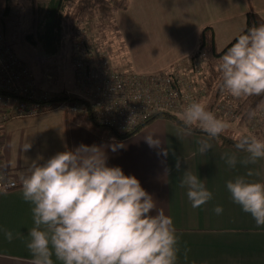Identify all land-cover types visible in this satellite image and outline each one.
<instances>
[{
	"label": "crops",
	"instance_id": "obj_1",
	"mask_svg": "<svg viewBox=\"0 0 264 264\" xmlns=\"http://www.w3.org/2000/svg\"><path fill=\"white\" fill-rule=\"evenodd\" d=\"M249 11L264 21V0H130L127 10L115 16L114 26L130 70L139 76H153L180 69L177 66L184 65L197 50L203 27H212L217 51H223L245 28ZM149 135L161 141V148L168 150L166 156L145 143ZM204 140L212 148L202 155L198 149ZM27 142L31 148L23 152ZM81 145L102 148L107 166H118L126 176H134L153 197L156 211L173 218L180 239L178 264H264V226L257 227L226 189L227 181L250 170L254 173L248 177L250 181L263 182V159L245 167L239 160L246 154L222 149L207 136L186 135L163 120L119 141L111 133L95 129L85 115L70 116L61 109L0 122L1 170L20 185L0 194V264H32L26 248L33 227L32 206L22 199L21 174L27 175L33 161L43 164L55 154ZM116 145L123 147L112 151ZM225 153H236L235 168L227 165ZM177 158L180 171L175 168ZM187 170L204 180L213 193V199L197 209L191 207L187 189L180 187ZM217 205L223 207L220 215L213 211ZM151 214L155 215V210ZM5 228L13 232L11 242L3 237Z\"/></svg>",
	"mask_w": 264,
	"mask_h": 264
},
{
	"label": "clouds",
	"instance_id": "obj_2",
	"mask_svg": "<svg viewBox=\"0 0 264 264\" xmlns=\"http://www.w3.org/2000/svg\"><path fill=\"white\" fill-rule=\"evenodd\" d=\"M220 59L221 91L236 99L264 95V23L244 28ZM181 121L177 127L184 134H194L195 126L212 140H218L229 127L197 101L184 108ZM144 141L159 149L160 155H167L159 139L149 135ZM199 144L202 155L212 148L208 140ZM118 147L123 145L113 146L112 151ZM30 148L27 142L22 150ZM234 148L246 154L239 160L245 167L264 159V140L255 136L238 137ZM223 159L230 168L238 163L236 153H225ZM175 168L180 171L179 158ZM253 174L250 170L227 181L226 189L233 203L262 227L264 182L250 181ZM21 180L22 199L32 206L33 227L26 242L32 264H178L180 239L173 218L156 211L153 197L134 176H126L118 166H107L102 148L81 145L43 164L33 161ZM180 187L187 189L193 209L213 199L205 181L188 170L183 172ZM154 210L155 215L151 214ZM213 211L220 215L223 207L217 205ZM2 231L11 242L13 232Z\"/></svg>",
	"mask_w": 264,
	"mask_h": 264
},
{
	"label": "built area",
	"instance_id": "obj_3",
	"mask_svg": "<svg viewBox=\"0 0 264 264\" xmlns=\"http://www.w3.org/2000/svg\"><path fill=\"white\" fill-rule=\"evenodd\" d=\"M77 39L72 46V63L78 93L56 94L37 86L14 53L11 42L0 31V122L35 118L49 110L61 109L70 116H86L90 111L95 123L120 135L132 132L155 112L179 115L203 95L181 69L153 76H132L112 68L106 54L88 44L83 34H78ZM200 64L201 60L195 67ZM59 97L64 100L52 103ZM72 97L80 100L74 101ZM19 186L7 178L0 162V194Z\"/></svg>",
	"mask_w": 264,
	"mask_h": 264
},
{
	"label": "trees",
	"instance_id": "obj_4",
	"mask_svg": "<svg viewBox=\"0 0 264 264\" xmlns=\"http://www.w3.org/2000/svg\"><path fill=\"white\" fill-rule=\"evenodd\" d=\"M129 4L130 0H49L47 3L48 6L45 7L44 14H41L42 19L38 20L36 17L33 21V24L36 27L42 29L36 43L41 44L44 51L49 55H55L57 53V49L61 44H63L64 35L68 36L67 39H70V41L74 43L78 40L79 31L77 30L79 29V25L83 24V27H85L92 22H102L103 20H110L114 25L117 13L120 11H126ZM245 20V31L250 27L259 26L264 23V21L252 11H249L246 14ZM85 29L87 30V28ZM113 34H115V32ZM110 38L111 47L114 49L113 54H111L116 55L118 64L122 65V67L125 68L124 70L127 69L126 71H129V61L126 58L124 49H122L119 40H117L118 37H116V35H112ZM28 39L32 41L31 38ZM232 43H235V39L229 43L223 51L218 52L215 45V34L213 33L212 27H203L199 32L197 50L188 57V60L184 63V65H179L177 68L180 67L181 71L186 72L188 75L190 74L188 77H191L195 84L201 85L202 82V89H200V91L202 90V94H204L202 95V98H205L206 95H210L213 99L218 96H222L223 102L226 101V98H230L234 104V110L231 112L233 119L248 123L255 116V114H257V112L264 107V95L236 99L230 96L227 92L221 91L219 87L216 89V86L220 84L222 79V73L219 71V64L221 63L220 58ZM107 53L108 55L110 54L108 50ZM200 60L201 64L199 68H196L195 63ZM197 80L202 81L197 83ZM63 98L64 97H59V99L52 101V103H59V101L64 100ZM72 99L74 101L80 100L73 97ZM250 113H254V115L250 117ZM86 117L95 129L100 128L102 130L109 131L113 138L119 141L129 139L135 134L140 133V131L153 124L156 120L169 121L171 123L175 122L173 124L176 126L182 124L180 116L177 117L168 112H155L146 121L137 126L132 132L119 135L114 130L95 123L91 118L90 111ZM194 134L207 136L202 130L195 126ZM242 135L248 134L243 133ZM214 141H217L219 147L222 149L230 148L236 151L234 144L237 142V139L235 138H227L220 135V138Z\"/></svg>",
	"mask_w": 264,
	"mask_h": 264
},
{
	"label": "rangeland",
	"instance_id": "obj_5",
	"mask_svg": "<svg viewBox=\"0 0 264 264\" xmlns=\"http://www.w3.org/2000/svg\"><path fill=\"white\" fill-rule=\"evenodd\" d=\"M47 6V2H42L41 0H0V31L11 42L14 53L30 71L39 88L56 94L71 92L73 95H77L78 92L75 85L77 75L74 63H72L73 42L67 39L68 36L64 35L63 44L57 49L55 55H49L44 51L41 44L36 43L42 29L36 27L33 21L36 17L38 20L42 19L41 14H44ZM77 31H79V35H84L89 42L88 44L91 46L95 45L101 53L106 54L107 62L112 68L126 74H133L132 76H142L133 73L131 70H124L125 68L118 64L116 55H112L114 49L111 47L110 37L112 35L115 36L116 33L113 34L115 26L110 20L92 22L85 27L82 24L79 25ZM28 38H31L32 41ZM107 50L110 53L109 55ZM169 70L172 69H167L165 72L168 73ZM185 74L187 77L190 75L186 72ZM197 81L199 83L202 80ZM198 85L196 84V91L202 89V82L201 85ZM217 88L218 85L216 86ZM206 96L202 98L201 95L202 99L199 98L197 102L205 105L207 110L211 111L217 118L226 121L229 125L228 129L221 135L237 139L243 133H246L249 136L264 140V107L255 114L250 122L244 123L240 120H234L233 116H231L234 104L230 98H226V101L223 102L222 96L214 99L210 95ZM181 114L175 116L181 117ZM108 132L106 131V133Z\"/></svg>",
	"mask_w": 264,
	"mask_h": 264
}]
</instances>
